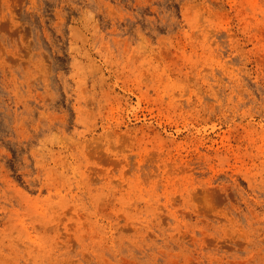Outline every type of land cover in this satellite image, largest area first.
I'll return each instance as SVG.
<instances>
[{
    "label": "rangeland",
    "instance_id": "374dc122",
    "mask_svg": "<svg viewBox=\"0 0 264 264\" xmlns=\"http://www.w3.org/2000/svg\"><path fill=\"white\" fill-rule=\"evenodd\" d=\"M0 264H264V0H0Z\"/></svg>",
    "mask_w": 264,
    "mask_h": 264
}]
</instances>
